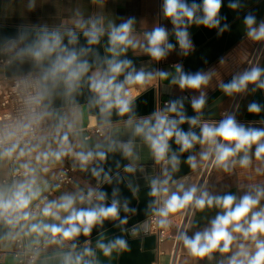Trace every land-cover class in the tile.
Here are the masks:
<instances>
[{
    "label": "crops",
    "instance_id": "1",
    "mask_svg": "<svg viewBox=\"0 0 264 264\" xmlns=\"http://www.w3.org/2000/svg\"><path fill=\"white\" fill-rule=\"evenodd\" d=\"M262 1L264 0H221V2L225 3V12L231 15L241 13L249 2L258 4ZM163 3L164 0H0V59L8 61L5 64L0 63V78L5 76V71L9 64L18 58L22 51L24 53L20 36L10 35L14 31L34 29L82 33L91 31L93 24H95L96 28L101 30L98 37H106L110 49L112 47L110 44V33L112 30L131 20L129 39L136 46H127L126 51L123 52H119V47L124 46H119L117 48L119 55L114 56L109 51L110 55L113 59L131 61L130 66L135 67V72L150 73L152 78L146 79L144 84H125V90L128 91L127 98L130 102L149 89H154L156 101L154 114L167 115L170 102L175 103L177 106L180 99L186 98L192 104L194 100H199L202 95L205 101L225 82L229 80L233 82L234 79L238 80L257 40L249 34L242 36L230 48L223 51L221 55L197 73L208 78L206 84H202L199 89L180 88L178 81L181 77L180 71L183 69V63L197 50L190 40L191 34L195 31V26L183 27V20L178 26L174 25L172 19L165 15ZM259 27L254 30L258 32ZM155 28H164L167 33V39L161 45L165 55L159 60L152 58L146 51L148 47L146 34L151 33ZM178 30L187 32L190 44L188 48L180 46L177 38ZM168 44L172 45L170 49L167 48ZM29 56L32 55L29 54ZM258 69L260 71L264 69V54L259 62ZM97 71L102 73L100 69H91L89 78ZM129 72H133V70H127L121 75ZM160 72H166V78H161ZM44 82L48 92L49 87L46 81ZM258 86V81L248 84L244 98L239 106L240 109L238 108L235 114L234 121L237 127H243L245 130H264V120H244ZM71 95L70 101L63 107L48 106L46 108L45 106L48 125L57 129L63 136H68V144L66 146L61 145V150L67 151L68 154L60 160L55 159L52 154L61 151L59 149L60 141L55 137L32 141L26 148L15 145V151L11 155H7L9 150L0 149V201H7L20 184L35 180L33 189H38L40 195L32 200L30 207L42 195L54 179L57 171L64 165H71L75 168L74 182L70 185H64L61 189H54V193L49 197L47 204L51 202L61 203V197L71 196L75 198L73 207L77 211L94 208L99 199L96 201L89 200L86 194L99 189L100 186L97 181L102 178V173L114 171L124 165L133 169L136 191L143 194L144 199H148L149 195L146 191L153 186V181L158 182L156 185L158 189L168 188L167 195L162 191L158 192L155 204L164 205L165 201L173 193L182 197L183 193L192 187L197 189V185L200 187L196 199L200 198L204 193H207L208 197L213 199L231 195L235 198L233 208L241 202L245 195L256 198L258 191L264 193V157L256 158L257 144L251 145L247 151L241 150L237 152L225 164L221 165L216 162L215 145L204 141L189 156L195 158V167L192 172L170 181V172L166 159L157 162L150 144L145 140L144 136L135 134V127L142 124L144 120H150V126L155 125L154 114L147 117L130 118L131 124L128 123L129 119L99 123V119L106 115L100 112L101 106L96 103L98 95L92 90L87 91L82 80L71 91ZM229 97L230 95L218 105L217 110L212 108L207 111V118L198 122L201 134L205 124L217 128L220 126L219 113L224 107H227ZM90 105H92V109ZM167 117L170 119L168 115ZM172 119L180 120V118ZM63 123H66V125H63ZM88 125L100 126L102 128V136L93 134L89 139L85 140L86 132L84 128ZM69 126H71V129ZM216 139L218 144L222 143L225 147L235 148V142H225L219 137ZM260 143H264V138H262ZM129 144L132 152L131 156L125 155L124 152V146ZM69 148L70 151H68ZM21 151L25 155L21 156ZM80 152L85 154L92 152L94 163L97 160L99 165L94 167V163L88 162L82 166L75 155V153ZM98 152L105 154L104 160H100L96 156ZM205 153H208L209 159L212 155L214 160L207 175L204 172L202 173V168L207 160L202 158ZM44 154H48L47 160H44ZM245 155L248 156L249 163L247 166H241L240 161ZM38 156L40 157L39 160H37ZM182 166V163L179 162L178 166H176V171H182ZM14 168L28 171V175L19 176L12 180L10 172ZM93 170L99 174L93 175ZM121 171L103 182L101 193L110 201L133 207L137 203L134 197L135 191H132L123 180ZM202 176L203 180H200ZM165 179L168 180L167 185L162 184ZM199 181H201L200 184ZM80 197H84L83 201H81ZM262 209H264V194L260 195L259 203L250 210L245 220L250 223L252 214ZM184 210L185 208L175 214L168 215L166 218L168 221L167 226H160L164 231L161 241L158 240L157 233L150 229V234L156 236V240L152 241L154 248L152 250L153 262L151 264L170 263L172 237L176 233ZM24 212L29 213L30 218L28 220L19 219V222L15 223L12 221V212L5 213L0 209V264H19L17 258L13 255L17 247L16 238L18 236L23 235L25 245L27 244L29 247H33L41 241V234L31 231L33 225L60 226L61 221L69 215V213L61 211L59 213L61 220L44 216L35 219V216L29 212L28 208L23 210L20 215H23ZM224 212L225 210L216 206L215 203L210 208L206 205L204 209H198L194 202L183 236L193 239L197 233L203 234L206 230H210L212 221L215 220L217 215H223ZM162 219L164 217H161ZM9 220L12 223H9ZM245 220H242L240 224L246 228ZM64 227H67V225ZM229 232L232 233V226L229 227ZM232 235L234 240L228 253H222L218 249L202 258L193 256L185 246L183 239H181L178 257V245L174 251L173 264L176 263V257L177 264H229L231 259L239 253L241 244L250 250V254L255 253V244L251 239L245 240L240 233H232ZM76 237L71 240H64L61 237L55 243H46L45 249L41 251L40 255H45L46 259L55 253L65 251L70 248L71 242ZM258 239L264 240V237L258 235ZM84 245H89V242ZM220 247H223L222 243ZM40 260L32 264H39Z\"/></svg>",
    "mask_w": 264,
    "mask_h": 264
},
{
    "label": "clouds",
    "instance_id": "2",
    "mask_svg": "<svg viewBox=\"0 0 264 264\" xmlns=\"http://www.w3.org/2000/svg\"><path fill=\"white\" fill-rule=\"evenodd\" d=\"M197 6L195 4L189 8L186 4L182 3L181 0H164V13L167 17L172 19L174 25H179L182 23V18L187 17L189 21L193 19L194 10ZM221 7V0H204L203 10L205 13V18L202 23L205 25H214L216 23L215 17ZM235 7V5H233ZM254 22L252 17L246 19V23L251 25ZM132 21L121 25L119 28H114L110 33V44L112 47L109 49L114 56L119 55V52L126 51L127 46L135 47L133 41L129 39V32L131 29ZM101 30L97 29L95 24L92 26L91 31H86L84 35L88 37V43L94 44L98 41V35ZM69 44H73L76 41V37L73 33L69 32ZM254 39L264 38V25H262L259 31H251L249 33ZM148 47L146 51L148 54L159 60L165 55L164 49L161 47L167 39V33L164 28H155L151 33L146 34ZM177 38L179 44L182 48H188L190 46L188 41V36L186 31L178 30ZM124 46V47H119ZM119 47V52L117 48ZM172 45L168 44L167 48H171ZM84 50H81L83 52ZM53 53H58L56 59L52 64L49 72L45 76V80L51 78L54 82L57 80H62L69 91L75 89L81 78L88 73L89 64L85 61H80L76 51H68L67 48L62 46L61 37L59 34L53 33L51 36L45 35L40 41L37 50L33 53L35 59L42 60L46 56H52ZM59 53H63L62 55ZM131 64V61H116L115 59L107 61V71L101 73L99 71L93 73L90 79V88L93 92L98 95V100L96 103L100 105V112L106 116H110L112 109H117L120 116L130 112V100L128 97V91L125 90V84H144L146 79H151L152 74H145L143 71L129 72L123 82L117 83L116 79L126 68ZM161 78H166V72L159 73ZM261 75L259 69H253L251 73H246L238 81L233 80L229 85L223 86V90L226 93L231 94L232 92H239L248 83L256 82ZM208 78L206 76L197 74L195 76H181L178 83L180 88H190L199 89L202 84H206ZM264 87V84L260 85ZM203 95L199 100H194L192 102V107L199 111L204 105ZM182 107V105H181ZM169 112H177L176 104L173 103ZM249 112L256 113L260 111V107L253 103L248 108ZM155 125L150 126V120H144L142 124L135 127L136 135H143L145 140L150 144V147L155 155L157 162L164 161L166 153L169 151V140L175 136V142L181 145L180 151L184 152L193 147V144L197 142V136L189 131L184 133L177 129V121L169 120L167 115L154 114ZM185 122V117L180 116L179 123L183 124ZM129 124L132 123L131 119L128 121ZM190 124H195V119L189 120ZM71 129V126H69ZM203 143L204 141L209 142L211 145H215L216 151V162L218 164H225V162L237 152L241 150L247 151L248 148L253 144H257L256 148V158L260 159L264 157V143H260L262 138H264V130L249 129L245 130L243 127H237L235 121L232 118H228L223 121L220 126L212 127L205 124L202 128ZM217 137L221 138L225 142H235V148L225 147L224 144L217 143ZM68 144V136L65 135L62 140V145ZM15 151V146L7 152V155ZM70 151V148L68 149ZM125 155L131 156V147L129 145L124 146ZM68 152L61 150L59 152L53 153L56 160H60L63 156L67 155ZM23 156L25 153L20 152ZM77 158L80 160L81 165H86L92 158L93 153L88 152L87 154L80 152L75 153ZM96 156L100 160L105 159V154L103 152L96 153ZM44 160L48 159V154H44ZM203 159H208V153L202 155ZM40 157H37L39 160ZM195 158L189 157L188 162L195 167ZM171 163L173 169L175 170L176 165L179 163L177 157L173 155ZM249 163L248 156L245 155L241 161V166H247ZM126 171H133L132 168H126ZM46 171V169H45ZM95 170H93V175H98ZM170 179V177H169ZM157 181H153L152 195H157L158 192L162 191L165 195L168 193V188L163 187L161 189L157 188ZM35 180L31 182L20 184L16 191L12 194V198L7 201H0V209L3 212H15L21 213L23 210L27 209L32 202L36 199L40 192L39 190H34L33 185ZM163 185L168 184V180L162 181ZM182 190V188H181ZM91 192L89 196H91ZM264 193L257 192V197L253 198L250 195H245L241 202L233 208L235 198L231 195L224 197H216L215 199L208 197L207 193H204L200 198L195 199V206L198 209H204L207 205L209 208L215 203L216 206L222 207L225 212L223 215H217L215 220L212 221V227L210 230H206L203 234L197 233L193 239H189L187 236L181 237L184 241L185 246L189 249L193 256L204 257L207 254L220 250L222 253H228L230 250V245H232L234 236L232 233H240L243 235L245 240L251 239L255 244V253L250 254V250L246 249L243 244H241L239 253L234 256L229 264H264V240L258 239L264 237V209L259 212L253 213L250 223L245 220L248 216L250 210L259 203V197ZM196 197V188L192 187L190 190L183 193V196L173 193L164 203V207L160 210V216L164 217L160 221L161 227H166L168 224L167 217L169 214H175L181 209L193 203ZM98 199L103 200L104 194L101 193ZM83 201L84 197H80ZM61 203L51 202L47 204L42 209V215L44 217H52L55 220H61L59 213L61 211L69 213V215L61 221L60 226L56 225H33L31 231L38 234H43L44 232H50L52 237L56 236L62 237L64 240H71L72 238L78 236L81 233V227L83 234L87 236L92 226L95 223L100 222L103 219L109 217L115 218L118 215L117 204L114 201L109 208H104L102 206L91 208V209H80L77 211L73 205L75 203V198L71 196L61 197ZM30 214L24 212L23 215L17 217V219L28 220ZM34 219V217H32ZM245 220L247 227H242L240 222ZM9 223H12L9 220ZM67 225V227H64ZM79 225V226H78ZM232 226V233L229 232V227ZM223 244L221 248L220 245ZM121 248L125 247V242L123 240H116L115 244H110L105 246L100 244L99 246L104 249V254L108 255L111 248L115 246ZM85 254L91 255L88 250H85ZM242 258V259H241ZM81 257H76L73 262L71 256L65 258V264H80Z\"/></svg>",
    "mask_w": 264,
    "mask_h": 264
},
{
    "label": "water",
    "instance_id": "3",
    "mask_svg": "<svg viewBox=\"0 0 264 264\" xmlns=\"http://www.w3.org/2000/svg\"><path fill=\"white\" fill-rule=\"evenodd\" d=\"M181 2L186 4L189 8H191L193 4L197 6L194 10L193 19L191 21H189L187 17L182 18L183 27L195 26V31L191 34L190 40L197 50L184 61L183 69L180 71L181 76L197 75L198 72L221 55L223 51L230 48L242 36L249 34L251 31L259 27L264 20V1L258 4L249 2L247 7L241 11V13L236 15L226 13L225 3L221 2V7L215 17L216 23L211 26L202 23L205 18L203 10L204 0H181ZM248 17H252L254 20L251 25L246 23ZM53 33L60 35L63 47L67 48L68 51H76L80 61L86 60L88 62L89 71L91 69H100L102 70V73H104L108 68L107 61L113 59L109 52L106 37H98L97 43L89 44V38L84 35L85 32H74L73 34L76 37V41L73 44H69V31L52 32L48 30L21 29L18 32H12L10 35L20 36L24 53L22 51L19 54V57L9 64L6 68L5 76L12 77L31 72H40L41 86L46 108H48V106L63 107L70 101L72 96L71 91H69L62 80H57L55 82L51 78L45 80V76L52 67L58 53H53L50 57L46 56L42 60L35 59L33 55L42 38L45 35L51 36ZM81 50L84 51L81 52ZM29 54L32 56H29ZM59 54L62 55L63 53ZM115 60L118 62L123 61L121 59ZM258 68L259 65L257 69ZM133 69H135V67L130 66L125 69L124 72ZM89 71L81 78L87 91H91L89 85ZM121 74L117 76L116 82L123 81L126 76L125 74L128 73H125L124 75ZM44 81H46L49 87L48 92L45 88ZM257 81L259 86L256 88L249 106L255 103L260 107V111L252 113L247 110L244 120H264V87L260 86L264 84V69L261 70V75ZM231 83L232 80H229L221 85L215 92L205 99L204 105L199 111L192 107V104L188 99L183 98L180 99L176 106L177 112H169L167 114L171 120H173L172 118H180V116L183 115L185 120L188 121L183 124H180L179 121H177V129L184 133L191 131L198 138L197 142L193 144V147L184 152L180 151L181 145L176 144L175 136L169 140V151L166 153L165 159L169 167L170 181H174L192 172L193 167L189 164L188 158L190 154L198 148L203 139L198 122L207 118V111L210 109L216 108L217 110L218 105L230 95L223 90V86ZM172 104L173 103L170 102V107ZM155 105L154 89H149L130 102L129 113L120 116L117 109H112L110 116H103L98 122L101 123L120 119L126 120L135 117L152 116L155 112ZM90 108L92 109V105H90ZM190 119H195L196 123L190 124ZM173 155H175L178 161L182 163V171H176V167L175 170L173 169L171 163ZM178 164L176 166H178ZM98 165L99 162L96 160L94 167H97ZM126 168L129 167H125L124 165L114 171L102 173V178L97 181V184L100 187L97 189L96 193L99 196L101 194V189L103 188V182L122 170L121 173L123 174V180L132 191H135L134 197L137 203L133 207H127L116 202L118 211L117 217H109L95 223L92 226L90 233L85 236L82 232L71 242L69 249L55 253L46 259L45 255H39L36 263L41 259L39 264H65V258L69 255L73 262L76 257H81L80 264H151L153 262L152 250L154 245L152 244V241L156 240V236L150 234L149 217L156 209V195H152V186L146 191L149 195L148 199H144L143 194L136 191L133 171H126ZM112 203L113 201L104 197L103 200L99 199L94 208L99 206L109 208ZM40 217L42 216H36L35 219H39ZM41 238H43V234H41ZM118 239L125 242V247L121 248L117 245L111 248L108 255H105L104 249L99 245L103 244L108 246L110 244H115V241ZM86 242H89V245H84ZM39 243L40 241L38 244ZM26 247L29 249L31 248V246L29 247L27 244ZM85 250H88L91 255L85 254Z\"/></svg>",
    "mask_w": 264,
    "mask_h": 264
},
{
    "label": "built area",
    "instance_id": "4",
    "mask_svg": "<svg viewBox=\"0 0 264 264\" xmlns=\"http://www.w3.org/2000/svg\"><path fill=\"white\" fill-rule=\"evenodd\" d=\"M262 25H264V20L261 23L260 27ZM260 43L261 39L256 40L254 49L247 63L245 64L239 79L246 73H251L253 69H257L259 62L264 54L263 41L259 50V54L255 58V54ZM7 62V60L0 59L1 64H5ZM248 84L239 92H232V94H230L227 107L221 110L219 113V124H221L228 118H232L233 120H235V114L244 98ZM63 125H66V123H63ZM84 131L86 132V135L84 136L85 140L89 139L93 134L102 136V128L98 125H88L84 128ZM49 137H55L60 141L59 149L61 150L62 140L64 136L54 127H50L47 123L44 96L39 72H31L12 77L4 76L0 78V149H5L8 151L12 146L15 145L26 148L32 141ZM208 160L209 155L202 170H204V168L206 167ZM94 161V158H92L89 163L92 164L94 163ZM213 161L209 166V169L211 168ZM74 172L75 168L73 166H62L57 171L54 179L51 181L42 195L30 207H28L29 212L35 217L43 216L42 209L47 205V201L49 197L54 193V189H61L64 185L73 184ZM25 175H28V171H23L18 168H14L10 172V178L12 180L16 177ZM89 193L90 192L86 194L87 199L92 201L98 200L96 191H91V196H89ZM11 198L12 195L8 198V200ZM188 206L185 207V210L182 213L180 224L176 230V233L172 237V247L170 251L171 259L169 264H173V255L177 245L178 257L182 238L180 239V241H178L177 239L182 222L187 214ZM163 207L164 205L160 203L156 204L155 212L149 217L150 229L153 230L154 233H157L159 241H161V237L164 233V231L160 228L161 216L159 214L160 210ZM12 214V221L18 223L19 220L17 219V217L20 215V213L12 212ZM186 218L188 219V216ZM183 233L184 230L181 237H183ZM60 238L61 237L59 235L53 238L50 232H44L43 238L41 239L40 243L29 249L25 245L23 235H20L16 238L17 247L13 252V255L15 258H17L19 264H32L38 259L41 251L45 249L46 243H55L59 241ZM177 257L176 263L174 264H177Z\"/></svg>",
    "mask_w": 264,
    "mask_h": 264
},
{
    "label": "bare ground",
    "instance_id": "5",
    "mask_svg": "<svg viewBox=\"0 0 264 264\" xmlns=\"http://www.w3.org/2000/svg\"><path fill=\"white\" fill-rule=\"evenodd\" d=\"M264 41V38H262L261 39V43H260V45H259V47H258V50H257V52H256V54H255V58L258 56V54H259V50H260V48H261V45H262V42ZM254 58V59H255ZM224 107V106H223ZM225 108V107H224ZM223 109V108H222ZM240 109V108H239ZM212 161H213V156L211 155V158L209 159V161H208V164L206 165V167L204 168V170L202 171V173L204 172V174L205 173H207V171H208V169H209V166L211 165V163H212ZM200 180H203V176H202V179H200ZM200 182L201 181H199V184H200ZM199 185H197V191H196V196H197V193H198V190H199ZM195 199H196V197L194 198V201H193V203H191L189 206H188V211H187V214H186V216H185V218H184V220H183V222H182V225H181V229H180V231H179V235H178V241H180V239H181V235H182V232H183V230H184V228H185V226H186V224H187V221H188V219H189V214H190V211H191V209L193 208V204H194V202H195ZM188 216V219L186 218Z\"/></svg>",
    "mask_w": 264,
    "mask_h": 264
}]
</instances>
